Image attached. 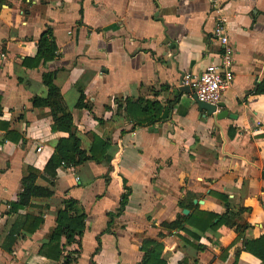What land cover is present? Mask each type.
I'll return each instance as SVG.
<instances>
[{
	"label": "crops",
	"instance_id": "0c3cea01",
	"mask_svg": "<svg viewBox=\"0 0 264 264\" xmlns=\"http://www.w3.org/2000/svg\"><path fill=\"white\" fill-rule=\"evenodd\" d=\"M219 23L234 79L209 115L179 84L185 73L220 63L229 46L213 33ZM48 28L61 56L25 66ZM46 72L81 149L89 152L95 137L110 143L99 163L61 164L54 183L44 168L68 133L53 129L49 107L33 103L48 96ZM263 81L264 0H219L217 9L210 0H0V264H57L39 251L66 198L86 215L83 235L66 247H81L75 264H143L157 245L167 264H261L246 244L264 235V93L254 92ZM81 91L89 109L76 106ZM128 97L161 102L162 120L133 125L115 104ZM220 111L227 115L218 118ZM114 163L131 194L112 218L124 192ZM31 169L54 195L15 213ZM195 211L228 212L234 225L170 226ZM26 214L43 218L39 229L12 233Z\"/></svg>",
	"mask_w": 264,
	"mask_h": 264
},
{
	"label": "trees",
	"instance_id": "16d2710c",
	"mask_svg": "<svg viewBox=\"0 0 264 264\" xmlns=\"http://www.w3.org/2000/svg\"><path fill=\"white\" fill-rule=\"evenodd\" d=\"M61 56L60 48L53 36L51 28L45 30L38 42V51L34 58H26L23 63L25 66H38L41 62L46 63ZM55 75L51 72L43 74V82L48 87L47 98H35L34 105L37 107L45 106L51 109L55 131L67 132V138H61L55 147L53 155L47 161L44 168V177L51 183H54L58 175V168L61 164L66 166H78L87 161L101 162L110 147V143L100 137H95L89 152L81 149L80 140L76 136V126L73 120V115L63 104V98L57 85L54 83ZM256 93H264V81L259 84L255 91ZM117 112L124 115L133 125L148 126L154 125L162 120L164 105L159 101L147 100L144 98L115 99ZM78 108L89 109L86 104V95L83 91L80 93L79 100L76 104ZM1 112V107H0ZM113 175L116 176L121 185L124 187V192L121 195L119 209L116 213H110L113 218L123 213L131 194V189L126 185V180L121 179L117 172L115 163L112 164ZM39 177L36 169L28 170L22 179L23 190L18 195V198L11 205V211L18 213L21 209H26L31 206L33 198H50L54 192L40 186L36 183ZM223 201H227L226 197L220 195ZM77 200L66 198L63 201V208L59 210L57 221L52 230L49 241L45 243L39 253L44 257L60 264V259L63 257L65 261L62 264H75L80 257L81 247L74 251H67V246L77 242V237L83 235L85 229L86 215L79 213L76 209ZM18 221L15 222L12 233H20L25 230L28 233H34L43 223V218L32 214L19 215ZM230 215L226 212L223 215L207 211H195L190 215L184 216L181 219L173 222L170 226L173 228H182L183 221L191 226L204 232L209 229L219 227L223 224L234 225L230 219ZM112 221L108 223V229ZM159 248V249H158ZM11 250V248H8ZM246 249L261 260L264 264V235L256 240L249 241L246 244ZM160 246L147 251L143 264H167L160 257Z\"/></svg>",
	"mask_w": 264,
	"mask_h": 264
},
{
	"label": "built area",
	"instance_id": "2783aa9c",
	"mask_svg": "<svg viewBox=\"0 0 264 264\" xmlns=\"http://www.w3.org/2000/svg\"><path fill=\"white\" fill-rule=\"evenodd\" d=\"M210 2L216 9L219 8V0H210ZM213 33L223 44L229 46L227 52L221 56L220 63H210L200 74L185 73L179 86L190 89L202 102L219 105L222 102L224 93L233 83L232 65L234 59L224 25L217 24ZM37 150L40 151L41 147H38Z\"/></svg>",
	"mask_w": 264,
	"mask_h": 264
},
{
	"label": "water",
	"instance_id": "95a60500",
	"mask_svg": "<svg viewBox=\"0 0 264 264\" xmlns=\"http://www.w3.org/2000/svg\"><path fill=\"white\" fill-rule=\"evenodd\" d=\"M185 89H188V88H185ZM195 100H196L198 106L202 110H205L207 112V114H209V115H212V114L216 113L218 107L221 106V104L213 105V104H210V103L202 102L196 96H195ZM226 115H227L226 111H220V112H218L217 117L218 118H224ZM183 212L185 214H188L189 211L187 209H184Z\"/></svg>",
	"mask_w": 264,
	"mask_h": 264
}]
</instances>
